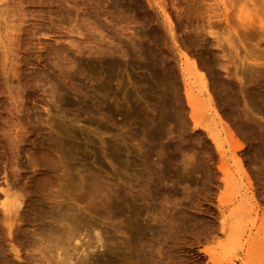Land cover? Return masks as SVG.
Listing matches in <instances>:
<instances>
[{"label": "rangeland", "instance_id": "374dc122", "mask_svg": "<svg viewBox=\"0 0 264 264\" xmlns=\"http://www.w3.org/2000/svg\"><path fill=\"white\" fill-rule=\"evenodd\" d=\"M263 24V0H0V203L6 185L29 199L21 259L0 231V264L54 259L33 245L52 225L54 199L85 234L100 233L104 248L87 250L89 264H264ZM211 30L232 44L219 47ZM181 51L217 80L221 122ZM149 64L164 82L153 84ZM108 65L116 75L102 91ZM259 90L254 107L247 93Z\"/></svg>", "mask_w": 264, "mask_h": 264}, {"label": "bare ground", "instance_id": "6f19581e", "mask_svg": "<svg viewBox=\"0 0 264 264\" xmlns=\"http://www.w3.org/2000/svg\"><path fill=\"white\" fill-rule=\"evenodd\" d=\"M12 1H14V0H12ZM220 1V0H219ZM264 1V0H263ZM226 4V3H225ZM255 5V4H254ZM158 6H160V5H158ZM227 7H228V5H227ZM221 8V11H222V14H220L221 16H219V15H217L216 17H223V20H224V22L225 23H227L226 25H228V27H229V14L227 13V9L226 8H223V7H220ZM160 9H161V7H160ZM163 9H164V7H163ZM229 10V9H228ZM8 11H9V9H8ZM165 11V10H164ZM246 11V10H245ZM254 11H255V9H254ZM229 12V11H228ZM249 12H251V11H248V14H244L245 16L243 17V20H245V19H250L251 18V15L249 16ZM216 13V12H215ZM242 13V12H241ZM244 13H246V12H244ZM216 15V14H215ZM248 15V16H247ZM242 16H243V14H242ZM214 17V16H213ZM165 18L170 22L171 20H170V17L168 16V14H167V12H165ZM217 18V19H218ZM240 20V19H239ZM255 20V19H254ZM253 20V21H254ZM222 21V20H221ZM258 21V23L259 24H261V22H259V21H261V20H257ZM256 21V22H257ZM251 22H252V20H251ZM251 22H250V24H251ZM255 21H254V24L256 23ZM223 23V22H222ZM254 24H253V26H254ZM170 25V24H169ZM211 26V29H212V27H214L213 26V24H210ZM231 25V24H230ZM246 25H248V24H246ZM256 25H258V24H256ZM215 26H217L216 28H218V26L219 25H215ZM243 26H244V24H243ZM260 26V25H259ZM263 26H264V24H263ZM263 26H261V27H263ZM252 27V26H251ZM261 27H259L260 29H261ZM245 28V27H244ZM247 28V27H246ZM263 29V28H262ZM261 29V30H262ZM78 30H79V28H78ZM77 30V31H78ZM210 30V29H209ZM230 30H232L231 28H230ZM230 30L228 29L227 30V33L228 34H230ZM234 30V29H233ZM264 30V29H263ZM212 31V30H211ZM225 33L226 32H224V33H222V35L221 36H219L218 34H217V32L216 33H214V31H212V32H209V34L211 35V36H214L216 39V41H217V45H219V47H221L220 46V44L221 43H224V41L227 43V44H229V45H231L232 44V42L230 41V38L229 39H226L227 38V36L225 35ZM227 34V35H228ZM214 37H213V39H214ZM232 39V38H231ZM215 42V41H214ZM216 44V43H215ZM215 44H214V46H215ZM216 45V46H217ZM85 46V45H84ZM88 46V45H87ZM87 46H86V48H87ZM78 47V46H77ZM89 47V46H88ZM219 47H217V48H219ZM83 48V47H82ZM94 49V48H93ZM93 49H89L88 50V53L87 54H89V56H91L92 57V55H94V54H96V52L95 51H93ZM80 50H82V49H80ZM96 50V49H95ZM86 51V50H85ZM84 52V51H83ZM98 52V51H97ZM84 54H86L85 52H84ZM86 54V55H87ZM102 54V53H101ZM83 55V54H82ZM180 57H181V60H182V62H183V65H187V67L188 66H190L189 67V69L191 68V69H193V72H195V74L196 75H198L197 74V72H201L200 74V77H199V81H200V87L198 88V90L200 91V94H202L203 96H209V100H208V104H209V112H210V114H211V116L213 117V120L214 121H217V120H219L220 121V114L214 109V104H213V102H214V99H213V97L212 96H214V93L216 92V90H217V84H218V82H217V80H215V79H210L209 77H208V75L206 74V69H203V70H205V71H199L200 70V67L198 66V64H197V62H196V60L195 59H193V58H191L190 56H189V54H187L186 52H183V51H181L180 52ZM243 61V60H242ZM253 62H255V61H253ZM201 63H202V61H201ZM244 63H245V61H244ZM202 65V64H201ZM200 65V66H201ZM203 65H204V63H203ZM184 66V67H185ZM205 66V65H204ZM203 66V67H204ZM259 66V65H258ZM145 67V69H146V71L148 72V73H150V75L152 76V82H153V84L154 85H156L157 83H159V82H164L163 81V75H160L159 74V72H158V70L156 69V67L154 66V65H151V64H149V65H145L144 66ZM186 67V68H187ZM205 68V67H204ZM98 68H95V70H97ZM189 69H187V70H189ZM101 70H102V67H101ZM116 67H112V66H107V67H104L103 68V71H104V73H106V75H107V80H106V78H105V81H103L102 82V84L100 85V88H99V90H102V91H108V89L110 88V86H111V82H112V80H113V77L116 75ZM226 70H228V69H226ZM103 71H101V72H103ZM119 71V70H118ZM184 72H186V70L184 71ZM192 72V71H191ZM225 72H228V71H225ZM99 73V72H98ZM103 73V74H104ZM238 74H240V73H238ZM189 75H190V73H189ZM234 75V74H233ZM241 75V74H240ZM228 76V75H227ZM229 76H230V74H229ZM244 76V75H243ZM164 77H165V75H164ZM167 77V79H168V76H166ZM230 77H232V76H230ZM234 77H235V75H234ZM242 77V76H241ZM239 75H237V79H238V81L239 82H241L242 83V80L244 79H242ZM184 78V77H183ZM186 78V77H185ZM196 78L198 79V76H196ZM170 79V78H169ZM232 79H233V77H232ZM235 79V78H234ZM236 80V79H235ZM171 81V80H170ZM170 81H167V83H169ZM149 82V81H148ZM161 82V83H162ZM122 83V82H121ZM120 83V84H121ZM161 83H160V85H161ZM166 83V84H167ZM235 83V82H234ZM119 84V85H120ZM152 84V83H151ZM165 84V83H164ZM163 84V85H164ZM165 84V85H166ZM171 84V82L169 83V84H167V86L168 85H170ZM187 84V83H186ZM231 84V83H230ZM159 85V84H158ZM157 85V86H158ZM172 85V84H171ZM226 85H228V84H226ZM152 86V85H151ZM187 86V85H186ZM185 86V87H186ZM190 86V85H189ZM188 86V87H189ZM232 86V85H231ZM122 87V86H121ZM164 87H166V86H164ZM173 87H174V85H173ZM233 87V86H232ZM242 89H243V85H242ZM190 90V89H189ZM188 89H186V93H185V96L187 97V100H188V102H189V105H190V107L192 108V110L194 111V103H193V100H192V93L189 91ZM238 90V89H237ZM238 91H240V93L241 94H243V91L242 90H238ZM260 91V93L258 92V93H255V92H251V91H249L248 93H247V96L250 98V99H248L247 97H245V98H247L246 100L248 101V100H250L251 101V103L253 104V105H255L254 107H256V106H258L259 105V98H260V95L262 96V90H259ZM104 93V92H103ZM106 93V92H105ZM108 93V92H107ZM109 94V93H108ZM104 96V95H103ZM105 96H106V94H105ZM108 96V95H107ZM217 100H219V103H224L223 102V100H222V98L220 97V96H218V99ZM247 101H246V103H247ZM249 101V102H250ZM218 102V101H217ZM215 103V102H214ZM235 103H236V101H235ZM108 111V110H107ZM106 111V112H107ZM206 112H207V109H206ZM110 114H111V112H109ZM195 117V116H194ZM194 117H192L193 118V120H195L194 119ZM221 122V121H220ZM216 124H217V122H216ZM221 124V123H220ZM217 126H218V124H217ZM221 126L223 127V131H224V135H225V137H226V139L228 140V141H230V142H232V143H234V144H236L237 146L234 148L235 150H239V149H241L242 148V146L236 141V139H235V136L232 134V133H230V131L227 129V128H225L224 127V125L223 124H221ZM195 129H199V125H197L196 123H195ZM215 129V128H214ZM246 129V128H245ZM215 130H217V129H215ZM220 130V129H219ZM218 130V131H219ZM209 131V130H208ZM217 131V132H218ZM241 131V130H240ZM210 132H211V130H210ZM215 135V134H214ZM214 135H210V139H212L213 140V142H214V144H215V146H216V148H217V150L219 151V153L222 155V156H225L226 154H225V152H224V145H223V143L218 139V133H217V136H214ZM220 136H222V134H221V132H220ZM224 137V138H225ZM230 145V144H229ZM231 146V145H230ZM231 149V148H230ZM233 149V150H234ZM43 153H45V152H43ZM234 153V152H233ZM47 157H48V153H47V155H45V157H44V160L46 161L47 160ZM233 157V156H232ZM112 158H115L114 156L112 157ZM118 158V157H117ZM234 159H235V161H236V164L239 166V168H240V170L242 171V174L244 175V176H246V171H245V168H244V166L242 165V162L239 160V158L237 157V155H236V153H234V157H233ZM237 166V167H238ZM52 168V167H51ZM60 176V175H59ZM66 176H68V175H66ZM48 177V176H47ZM47 177H45V178H47ZM61 177V176H60ZM60 177H58V179L60 178ZM63 178H64V176H62ZM57 178V177H56ZM62 178V179H63ZM43 179V178H42ZM67 179V178H66ZM45 180V179H44ZM57 180V179H56ZM70 180V179H69ZM68 180V181H69ZM61 181V180H60ZM42 182V181H41ZM52 182H55L54 180H53V178H48V179H46L45 180V182L44 183H42L43 184V187H49L50 186V184L52 183ZM58 182V181H57ZM62 184H63V182H62ZM67 185L69 184V182L68 183H66ZM74 184V183H73ZM73 184H71V185H73ZM51 185H54V184H51ZM57 185V184H56ZM7 186V189H1L2 191V196H3V200L1 201V203H0V208H1V212H0V231L1 232H7V235H8V239H9V244H10V247L11 248H9V251L11 252V253H14V256L17 258V259H21V255H20V253H21V251L19 250V248L18 247H16V245H15V243H18L19 241H20V238H19V236H20V233L22 232V230H23V228L25 227L24 225H26L27 224V222H29V219H28V217H27V215H28V202H29V199L26 197H24V195L22 196V194L20 195V194H18L17 193V191H14V189H16L17 187H10L9 185H6ZM64 186V185H63ZM51 187V186H50ZM54 187V186H53ZM53 189V188H52ZM50 191V190H49ZM52 192V191H51ZM49 193V192H48ZM30 197V196H29ZM1 198V197H0ZM51 199V198H50ZM52 200V199H51ZM254 201V200H253ZM52 204H50V206L48 207V209H49V211H46L45 210V215L47 216L48 215V218H50L51 219V222H52V225H49L48 227H46L45 229H43V230H41V232H39V233H37L38 235H35V237L36 236H38V238L36 239V241L33 243V245L34 246H40V247H43V246H41V245H45L46 247L45 248H47L48 250L47 251H49V252H52V254L53 253H55V254H53V256H54V259H56V262H58L59 264H70L72 261H73V258H75L76 259V262L74 263V264H89V259H88V257H89V252L87 251V250H92L93 248H104V242H103V239H102V237H101V235H100V233L98 232V231H96V229L95 230H93V231H91V232H89V233H84L83 232V228H85V227H82V226H80L79 224V221H78V217H77V215L76 214H74V210L73 209H63L59 204H58V202L57 201H55V199L54 200H52ZM24 208V209H23ZM82 224V223H81ZM143 226V225H142ZM139 228V227H138ZM149 228V227H148ZM146 229L147 228H145V227H140L139 228V235H142V237L144 236V233L146 232ZM149 230V229H148ZM148 232V231H147ZM146 232V233H147ZM90 234H92V236L93 237H91V235ZM146 236V235H145ZM141 237V236H140ZM93 238V239H92ZM145 238V237H144ZM88 240V241H86V247H85V245H84V242H85V240ZM143 239V238H142ZM4 241L5 242H8V240L5 238L4 239ZM142 243H143V241H142ZM144 244V243H143ZM143 244H140L141 245V247H144L143 246ZM145 244H147V243H145ZM94 245H95V247H94ZM147 246V245H146ZM149 247V246H148ZM44 247L42 248L44 251L46 250ZM147 248V247H146ZM54 252H53V251ZM144 250V249H143ZM146 251H147V249H145ZM43 251V252H44ZM70 251H72L71 253H70ZM145 251V252H146ZM142 252H144V251H142ZM45 254L47 253L46 251L44 252ZM47 254H49V253H47ZM145 255V254H144ZM143 255V256H144ZM33 256V255H32ZM52 256V255H51ZM147 256V255H146ZM147 257H149V256H147ZM38 258V257H37ZM37 258H35L34 259V261L35 262H40V258L41 257H39V259H37ZM144 258H145V256H144ZM152 258V257H151ZM150 258V259H151ZM42 259H43V257H42ZM47 259V258H46ZM45 259V260H46ZM49 259V258H48ZM46 260V261H49V260ZM54 259H52L51 258V260H54ZM143 259V258H142ZM153 260H154V258H152ZM50 260V262H52ZM148 260H149V258H148ZM147 260V261H148ZM141 261V260H140ZM140 261H139V263H140ZM144 261H146V259H144V260H142V263L144 262ZM146 261V262H147ZM151 261V260H150ZM33 262V261H32ZM50 262H48L49 264H51ZM47 263V262H46ZM58 263H56V264H58ZM145 263V262H144ZM143 263V264H144ZM148 263H150V262H148ZM32 264V263H31ZM35 264V263H34ZM40 264H43V262H40ZM141 264V263H140ZM151 264H153V261H151Z\"/></svg>", "mask_w": 264, "mask_h": 264}]
</instances>
